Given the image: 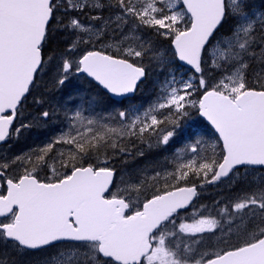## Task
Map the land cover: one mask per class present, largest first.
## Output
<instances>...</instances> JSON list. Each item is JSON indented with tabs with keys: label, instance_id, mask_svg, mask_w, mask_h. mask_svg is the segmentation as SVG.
I'll return each mask as SVG.
<instances>
[{
	"label": "snow or ice",
	"instance_id": "snow-or-ice-1",
	"mask_svg": "<svg viewBox=\"0 0 264 264\" xmlns=\"http://www.w3.org/2000/svg\"><path fill=\"white\" fill-rule=\"evenodd\" d=\"M54 121L0 156V264H264V0H0V145Z\"/></svg>",
	"mask_w": 264,
	"mask_h": 264
},
{
	"label": "trees",
	"instance_id": "trees-1",
	"mask_svg": "<svg viewBox=\"0 0 264 264\" xmlns=\"http://www.w3.org/2000/svg\"><path fill=\"white\" fill-rule=\"evenodd\" d=\"M257 3H259V0H256ZM107 15V13H105ZM158 70L153 69V73H156ZM157 77L154 74L151 77V80H155ZM45 83H47V78H45ZM48 87L50 88L51 85L49 84ZM83 87H89L88 85H83ZM41 91H46L44 88V85H41ZM71 87L69 89H66L65 91H70ZM153 88L152 85L149 84L147 87L142 88L141 92L138 93V96H141L144 99H147L149 95L152 94ZM52 95L56 97L57 100L60 99V96L62 93L60 92H53ZM28 111L33 112L34 108L31 107L32 105V97H29V100L27 102ZM196 120L197 125L193 126L191 131L198 133V138H203L205 141H209L210 137L212 136L211 131L209 128L204 124L200 122L199 118H194ZM59 124V121H54L52 124L43 126V127H34L30 130V132H26L22 137L19 138L18 141L11 142L9 145H2L0 146V156L3 155H12V154H18L21 151H28L31 148H34L38 145H42L45 143L49 138L50 134H54L50 132V130L55 129L56 126ZM187 128V125H185ZM189 140H183L178 147H183L184 143H190ZM204 147L207 149V154H211L212 148L210 144H205ZM218 150V149H217ZM175 151V149H173ZM171 153H165L163 156L157 155L155 152H149L145 158L143 159H137L136 161H130L129 167L134 166H141L146 163H151L156 160L163 161L165 157H170ZM119 167V165H117ZM191 183H197L198 181L195 179H190L189 184ZM215 186H204L201 188L200 195L198 196L197 200L193 203V208L199 209L201 205L207 206V208L204 210V214L207 215L210 212L214 214V208H215V202L220 201L221 204L226 202L231 196L235 195V193L230 189H214ZM4 249L0 248V254L4 253ZM10 254V253H9Z\"/></svg>",
	"mask_w": 264,
	"mask_h": 264
},
{
	"label": "rangeland",
	"instance_id": "rangeland-1",
	"mask_svg": "<svg viewBox=\"0 0 264 264\" xmlns=\"http://www.w3.org/2000/svg\"><path fill=\"white\" fill-rule=\"evenodd\" d=\"M189 155H191V154H189ZM214 189H218V190H221V189H229L230 190L231 188L229 187V185H228L227 182H221V183L215 185ZM188 215L191 217L192 216V213L189 212Z\"/></svg>",
	"mask_w": 264,
	"mask_h": 264
}]
</instances>
